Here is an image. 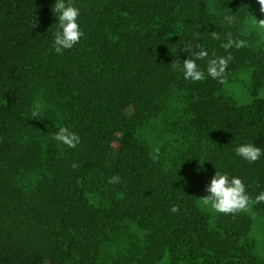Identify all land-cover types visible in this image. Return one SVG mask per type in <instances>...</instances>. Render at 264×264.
<instances>
[{"label":"trees","instance_id":"obj_1","mask_svg":"<svg viewBox=\"0 0 264 264\" xmlns=\"http://www.w3.org/2000/svg\"><path fill=\"white\" fill-rule=\"evenodd\" d=\"M54 2L0 0V264H102L103 246L126 224L142 235L113 264H262L250 214L209 223L195 204L216 170L240 177L253 198L264 192V156L249 163L235 153L250 142L264 150V51L222 47L227 32L243 40L250 0H72L84 35L62 55ZM188 42L209 57L230 51L223 79L246 66L251 100L236 104L220 79L173 70ZM170 96L183 118L154 163L139 131ZM35 101L42 119L31 118ZM60 126L80 136L76 148L52 139ZM253 212L264 217V202Z\"/></svg>","mask_w":264,"mask_h":264},{"label":"clouds","instance_id":"obj_2","mask_svg":"<svg viewBox=\"0 0 264 264\" xmlns=\"http://www.w3.org/2000/svg\"><path fill=\"white\" fill-rule=\"evenodd\" d=\"M258 3L260 12L264 13V0H258ZM52 10L57 14L58 20V26L54 32L53 47L57 54L62 55L65 49H71L84 35L78 23L81 10L73 4L72 0H55ZM253 18L254 26L259 30H264V19H256L254 16ZM225 19L229 24L233 22L232 17H225ZM38 23L39 21L34 18L32 24L38 26ZM211 35L213 39H221L220 34L217 32H212ZM225 37L226 43H223L222 47L226 51L232 47L239 49L248 46L246 41L234 39L231 32H227ZM181 50L188 53V58L183 60L182 65L179 61L172 62V68L173 70L181 71L184 79L192 82H201L208 77L222 81L228 64L233 59L230 51L227 56H216L215 52H213L211 57H209V52L205 48L198 43L193 45V42L185 43ZM200 60L207 61L206 70L202 69L197 63ZM43 111V106L38 101L33 102L31 118L42 119L44 117ZM52 139L69 148H76L81 142L80 136L67 126H60L58 131L52 135ZM235 153L249 163H254L264 156V150L251 142L236 147ZM149 155L150 159L157 163L161 156L160 148L155 147ZM72 167L75 169L79 165L73 163ZM120 181L121 177L118 174L108 179L109 184H117ZM205 191L207 194L199 197L198 206L205 211L217 214L235 216L239 213H247L254 218V205L264 202V192L253 198L248 194L246 185L240 177H230L227 172L221 173L217 170ZM170 211L173 213L179 212V205L173 204Z\"/></svg>","mask_w":264,"mask_h":264},{"label":"rangeland","instance_id":"obj_3","mask_svg":"<svg viewBox=\"0 0 264 264\" xmlns=\"http://www.w3.org/2000/svg\"><path fill=\"white\" fill-rule=\"evenodd\" d=\"M253 16L256 19H264V13L259 10L258 0H250L249 2L248 13L242 24V37L249 47L260 48L264 51V30H259L254 26ZM248 85L249 69L246 66H241L222 80L221 90L236 104H244L251 100ZM257 97L264 98V82L257 92ZM180 112V107L174 102V96L168 97L163 109L148 120L139 131V134L153 148L172 147L174 139L178 137L173 124L177 119L181 122L183 118L180 116ZM119 143V139L114 138L111 143L112 148H118ZM198 203L199 199L195 202L197 208L204 212L209 223H212L216 213L203 210L198 206ZM141 235L142 232L137 230L133 224L122 226L110 236L108 242L103 246L101 263L113 264L117 258H120L126 252L131 243H136L139 240ZM248 240L253 245L252 253L264 264V217L255 215L253 218L251 215ZM156 264H167L166 257H163Z\"/></svg>","mask_w":264,"mask_h":264}]
</instances>
